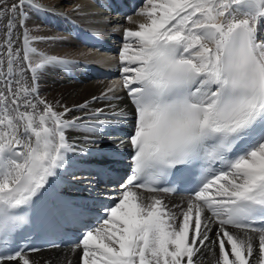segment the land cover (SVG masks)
<instances>
[{"label": "snow or ice", "instance_id": "obj_1", "mask_svg": "<svg viewBox=\"0 0 264 264\" xmlns=\"http://www.w3.org/2000/svg\"><path fill=\"white\" fill-rule=\"evenodd\" d=\"M144 3L146 22L124 29L119 51L129 117L112 87L92 97L110 114L42 99L41 76L76 62L32 47L33 0H0V264H32L15 240L46 197L82 224V264H197L204 249L214 264H264V0ZM129 119L128 135L108 140L131 147V175L111 203L84 206L94 224L81 220L57 190L70 154L99 149L97 130ZM81 125L83 145L69 142ZM177 191L188 199L169 207L160 194Z\"/></svg>", "mask_w": 264, "mask_h": 264}, {"label": "bare ground", "instance_id": "obj_2", "mask_svg": "<svg viewBox=\"0 0 264 264\" xmlns=\"http://www.w3.org/2000/svg\"><path fill=\"white\" fill-rule=\"evenodd\" d=\"M12 2L13 0H8L9 4ZM33 2L38 5L39 10L27 9V27L30 30V36L37 38L32 47L36 48L38 53L76 62L75 66L70 69H53L42 75L39 81L40 97L53 104L57 111H62L65 105L73 107L88 101L89 114L96 108H105V112L110 114V109L106 107L104 101L93 102L92 97H99L101 93L112 87L116 90L114 94L122 97L116 103L124 108L131 117L134 111L133 105L126 95V90L118 81L119 78H122L119 51L124 43V29L135 30L139 23L146 22L144 16L137 14L139 9L145 6V3L131 8L129 11L118 12L113 8L108 9L104 5L96 4L95 0H33ZM81 28L102 31L105 34V48H108L102 51L86 48L79 42L78 30ZM14 35H20V30L17 29ZM2 39L3 33L0 32V40ZM37 59L38 57L34 55L33 61L35 62ZM108 64L111 66L110 71L114 72V75L109 78L104 75L102 67ZM83 115V111L76 110L70 113L67 118ZM101 118L104 117L101 116ZM88 123L90 124L91 121ZM97 131L99 135L93 138L99 141L100 148L88 145L90 153L87 156L79 153L70 154V166L64 171L62 179L57 185L58 192L68 200L83 207L87 206L89 209L99 207L98 201L111 203V198L119 191L118 184L122 180L119 182H113L112 179L102 181L97 167L118 170L121 172L122 178L127 179L125 164L129 160L131 147L125 143L119 151L114 152L109 146L108 137L109 135H112L114 139L117 136L126 137L131 131V119L118 128L98 129ZM85 132L86 129L83 125L68 132L69 142L83 145ZM117 156L123 158L120 160ZM108 160H112V162ZM73 175L78 179L73 180ZM85 177L87 179H84ZM101 183L104 184L101 189L105 188V190L100 192L99 196H95L94 192L98 191ZM102 193L106 194V197L102 196ZM144 195L150 194L144 193ZM160 195L163 196L169 207L183 205L188 199V196L179 194L161 193ZM175 210L179 213L181 209L178 207ZM89 212L95 213L94 210ZM202 251L206 254L198 256L197 264H214L216 257L207 249ZM26 254L32 264H82V251L74 245Z\"/></svg>", "mask_w": 264, "mask_h": 264}, {"label": "rangeland", "instance_id": "obj_3", "mask_svg": "<svg viewBox=\"0 0 264 264\" xmlns=\"http://www.w3.org/2000/svg\"><path fill=\"white\" fill-rule=\"evenodd\" d=\"M108 161L112 162V160H108ZM70 181H71V179H70ZM74 182L76 183L77 181H74ZM103 185H104V184L101 183V185H100L99 188H98V191H95V192H94V195H95V196H99V195H100V192H102V191L105 190V188H104V189H101V187H102ZM90 195H91V194H90Z\"/></svg>", "mask_w": 264, "mask_h": 264}]
</instances>
